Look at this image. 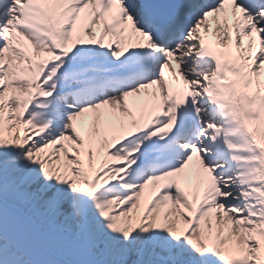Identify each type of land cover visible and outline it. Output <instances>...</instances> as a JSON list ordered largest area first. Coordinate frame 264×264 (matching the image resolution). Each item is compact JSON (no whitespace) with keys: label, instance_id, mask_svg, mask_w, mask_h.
<instances>
[{"label":"snow or ice","instance_id":"6c2138e0","mask_svg":"<svg viewBox=\"0 0 264 264\" xmlns=\"http://www.w3.org/2000/svg\"><path fill=\"white\" fill-rule=\"evenodd\" d=\"M0 264H264V0H0Z\"/></svg>","mask_w":264,"mask_h":264}]
</instances>
